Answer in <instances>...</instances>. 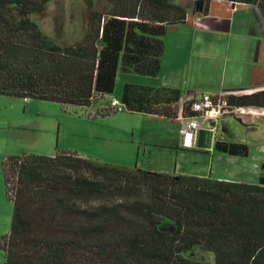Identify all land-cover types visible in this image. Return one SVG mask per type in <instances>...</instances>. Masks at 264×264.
<instances>
[{
  "label": "trees",
  "instance_id": "16d2710c",
  "mask_svg": "<svg viewBox=\"0 0 264 264\" xmlns=\"http://www.w3.org/2000/svg\"><path fill=\"white\" fill-rule=\"evenodd\" d=\"M50 0H0V94L85 109L112 93L118 69L156 75L166 32L188 19L178 0H85L81 37L62 42L35 16ZM256 7L264 0H228ZM209 0H192L205 12ZM229 106L264 108V88L227 93ZM181 93L126 82L129 112L176 118ZM191 102L184 116L195 115ZM116 110L98 109L97 115ZM224 130L228 132V127ZM216 150L247 156L249 146L216 138ZM12 201L0 237L5 264H211L184 252L213 254L215 264H264V162L256 183L125 166L77 152H23L3 158Z\"/></svg>",
  "mask_w": 264,
  "mask_h": 264
},
{
  "label": "crops",
  "instance_id": "0c3cea01",
  "mask_svg": "<svg viewBox=\"0 0 264 264\" xmlns=\"http://www.w3.org/2000/svg\"><path fill=\"white\" fill-rule=\"evenodd\" d=\"M178 1L188 5V19L166 32L159 72L153 76L137 73L125 82L173 87L180 91L182 100L202 93H248L264 88V24L256 7L243 4L235 8L228 0H209L206 11L199 12L192 10V0ZM115 98L121 100V95ZM129 114L141 116L139 123L130 122L129 143L134 166L148 170L179 174V161L186 155L182 151L184 147L212 151L216 149V138H227L228 132L224 130L227 124H219V119L197 128L188 141L179 132L178 117L165 118L137 111ZM238 117L245 127L258 128L247 131L251 138L264 140V128L255 125L264 121V113ZM220 125L223 133L219 132ZM137 127H140L139 137L135 134ZM140 155L147 159L140 163ZM113 163L131 166L122 160ZM213 178L242 181L231 176Z\"/></svg>",
  "mask_w": 264,
  "mask_h": 264
},
{
  "label": "rangeland",
  "instance_id": "374dc122",
  "mask_svg": "<svg viewBox=\"0 0 264 264\" xmlns=\"http://www.w3.org/2000/svg\"><path fill=\"white\" fill-rule=\"evenodd\" d=\"M86 13L85 0H50L46 14L42 17L34 15V18L46 33L62 42H72L79 39L85 31ZM137 75L136 72L118 69L113 92L87 109L76 105L63 107L54 101L0 94V237L9 232L13 210L1 171L5 156L23 152L53 155L56 150H64L112 163L122 160L134 166L135 160L130 154V122L139 123L141 116L131 115L127 110L110 112L105 116L95 113L96 107L106 109L113 98L122 95L127 77ZM218 122L227 124V137L245 140L250 148L248 155L237 156L216 149L210 151L184 147L182 151L186 155L179 161V174L231 176L242 182L256 183L264 162V140L251 138L247 131L258 128L253 125L245 127L235 115H226ZM203 124L205 126L208 123ZM255 125L264 128V121L260 120ZM139 128H136V136L140 133ZM220 130L224 132L222 126L219 132ZM143 159L147 157L140 155L139 162ZM184 254L215 264L213 254L208 251L194 249ZM0 264H5L1 248Z\"/></svg>",
  "mask_w": 264,
  "mask_h": 264
},
{
  "label": "built area",
  "instance_id": "2783aa9c",
  "mask_svg": "<svg viewBox=\"0 0 264 264\" xmlns=\"http://www.w3.org/2000/svg\"><path fill=\"white\" fill-rule=\"evenodd\" d=\"M233 7L243 5L239 2L230 1ZM235 93V92H234ZM224 93L210 94L202 93L199 97L189 96L182 100L174 102L173 105L179 106L178 118L180 120V134L188 141H191L192 134L197 128H201L204 122L215 121L226 115H243L264 113V109L257 110L253 106H229ZM185 102L190 103L191 111H195V115L184 116L181 111V106ZM116 111L125 110V104L118 98H113L109 103Z\"/></svg>",
  "mask_w": 264,
  "mask_h": 264
},
{
  "label": "water",
  "instance_id": "95a60500",
  "mask_svg": "<svg viewBox=\"0 0 264 264\" xmlns=\"http://www.w3.org/2000/svg\"><path fill=\"white\" fill-rule=\"evenodd\" d=\"M196 10L201 12V7H199L198 5L196 6Z\"/></svg>",
  "mask_w": 264,
  "mask_h": 264
}]
</instances>
